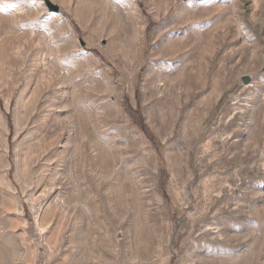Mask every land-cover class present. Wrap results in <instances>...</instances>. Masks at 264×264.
I'll list each match as a JSON object with an SVG mask.
<instances>
[{"label":"rangeland","instance_id":"374dc122","mask_svg":"<svg viewBox=\"0 0 264 264\" xmlns=\"http://www.w3.org/2000/svg\"><path fill=\"white\" fill-rule=\"evenodd\" d=\"M53 1L0 0V263L264 264V0Z\"/></svg>","mask_w":264,"mask_h":264},{"label":"bare ground","instance_id":"6f19581e","mask_svg":"<svg viewBox=\"0 0 264 264\" xmlns=\"http://www.w3.org/2000/svg\"><path fill=\"white\" fill-rule=\"evenodd\" d=\"M54 1H56L57 3V5H60V6H62V7H64L67 11H72L73 12V14L75 15V17L80 21V22H83L84 20H85V16H86V13H88L87 12V7H89L90 5H91V3H93V2H91L90 0H79L78 2H77V5H76V7L75 8H72V0H54ZM53 1V2H54ZM110 1V3H112V6H113V13H114V15L116 16V18H119L121 15H122V12H123V10H121V8H120V6H119V4L121 5V4H123L124 5V9H125V12H126V14H127V16H129L130 18H135V16H136V10H135V7L133 6V4L131 3V2H129V1H126V0H109ZM107 3V2H106ZM22 7V6H21ZM18 8V7H17ZM4 10V9H3ZM18 10H21L20 8L18 9ZM2 13V12H1ZM3 14V13H2ZM233 17V16H232ZM7 18H11V16H8ZM43 24H47L46 22H44ZM9 29V28H8ZM45 29V28H44ZM48 28H46V30H47ZM48 31V30H47ZM45 32V31H44ZM51 32V33H50ZM10 33V32H9ZM48 33V35H47V38L49 39V41H51V43L53 44V45H55V43L58 41L57 40V37L52 33V31H50L49 30V32H47ZM1 35V34H0ZM45 37V36H44ZM46 38V37H45ZM70 42V41H69ZM16 49H18V48H16ZM15 52V51H14ZM57 53V52H56ZM15 54V53H14ZM17 55V54H16ZM93 64V63H92ZM88 72H90V71H92V68H93V66L92 65H90L89 63H88ZM86 68V69H87ZM104 78V77H103ZM105 81V80H104ZM47 82V81H46ZM48 83V82H47ZM46 83V84H47ZM91 83V82H90ZM91 84H93V83H91ZM105 84H107V86L105 87L108 91H110V92H113L114 91V84L112 83V82H110V81H106V83ZM159 84V83H158ZM95 85V84H94ZM80 96V95H79ZM20 98V97H19ZM7 99V98H6ZM18 100V99H17ZM22 100V99H21ZM66 100V99H65ZM17 103H16V108L15 109H17L16 110V112H17V115H18V113H20V111L22 110V109H24V106H22L21 105V101L20 100H18V101H16ZM23 102V101H22ZM32 102V101H31ZM5 104H6V106L9 104V101L8 100H5ZM30 105H31V103H30ZM78 105H79V107L81 108V110L83 111L84 110V107H83V104H82V102H80V101H78ZM79 108V109H80ZM24 111V110H23ZM15 116H16V114H15ZM17 118H18V116H16ZM15 117V121H14V124H15V127L16 128H18V119ZM0 123H1V127L5 130V124H4V122H3V119H2V117H0ZM2 129V130H3ZM18 132V131H17ZM83 138V137H82ZM248 139H250V138H248ZM253 139V138H252ZM255 140V139H254ZM247 141V140H246ZM249 141V140H248ZM0 147H1V149H2V152H4V154H5V151H6V140H5V137H4V134L3 135H1V137H0ZM1 151V150H0ZM17 152V151H16ZM260 155H261V153H260ZM262 157V156H261ZM18 160V159H17ZM26 163H27V160H26V157H22V156H19V160L17 161V171H22V169L23 170H25L24 168H25V166H26ZM121 163V162H120ZM127 164V163H126ZM129 164V163H128ZM5 164H4V158L3 157H0V169L1 170H4L5 169ZM120 169V168H119ZM136 176V175H135ZM0 180H1V182L3 183V186H4V189L6 190V191H8L9 190V188L10 187H8L7 186V183H6V178H5V174H4V171H2L1 173H0ZM135 183V182H134ZM139 184L140 183H137L136 182V186H137V188H138V190H141V185L139 186ZM33 196V195H32ZM154 198L156 199V201H157V203L158 204H162L163 203V201H162V199L159 197V195L158 194H154ZM31 199V198H30ZM37 199H38V197H37ZM145 200V203L148 201V199L147 198H145L144 199ZM47 201V200H46ZM32 203H31V207L30 208H32L31 210H34V208L36 207V203H35V199H32V201H31ZM47 204V208L48 207H50V206H52V203L50 202V203H46ZM19 206V205H18ZM38 206V205H37ZM17 208V207H16ZM146 208H147V206H146ZM14 209V208H13ZM40 207L38 208V210H35V214H36V217H35V225H36V227L41 231V232H43V227L40 225ZM18 211H19V208H18ZM38 211V212H37ZM56 211H57V209H56ZM56 211H55V213H56ZM145 211H147V209H145ZM42 214V213H41ZM80 225V224H79ZM75 227V226H74ZM78 227V226H77ZM79 229V228H78ZM77 229V230H78ZM79 231V230H78ZM73 232V231H72ZM76 232V231H75ZM222 232H220V228L217 226V224H215V223H212V222H208V223H206L205 224V226H203V228H200L199 229V231H198V233L196 234L197 235V237H202L203 239L204 238H207L208 239V241L209 242H215L216 240H220L221 238H223L224 237V235L223 234H221ZM75 234V233H74ZM222 235H223V237H222ZM77 239H78V243L81 245L82 243H84V239H85V234H84V232L83 231H79L78 233H77ZM226 236V235H225ZM224 239V238H223ZM226 239V238H225ZM222 240V239H221ZM77 243V244H78ZM216 243V242H215ZM195 244V246L197 247L198 246V242L196 241V240H193V245ZM214 244V243H213ZM196 249V248H195ZM82 251V250H81ZM80 253V252H79ZM0 256H1V253H0ZM73 258V257H72ZM81 261V260H80ZM83 262H85V261H83ZM2 263V262H1ZM0 263V264H1ZM29 263H30V261H29ZM76 264V263H75Z\"/></svg>","mask_w":264,"mask_h":264},{"label":"water","instance_id":"95a60500","mask_svg":"<svg viewBox=\"0 0 264 264\" xmlns=\"http://www.w3.org/2000/svg\"><path fill=\"white\" fill-rule=\"evenodd\" d=\"M248 79H249V78L245 77V78L243 79L244 83H247V82H248Z\"/></svg>","mask_w":264,"mask_h":264}]
</instances>
